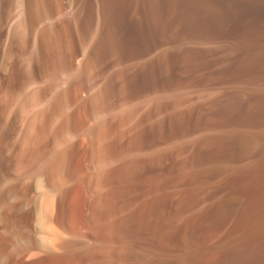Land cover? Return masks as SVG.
Instances as JSON below:
<instances>
[{"label":"bare ground","instance_id":"1","mask_svg":"<svg viewBox=\"0 0 264 264\" xmlns=\"http://www.w3.org/2000/svg\"><path fill=\"white\" fill-rule=\"evenodd\" d=\"M119 1L0 0V264H264V164L239 222L206 239L208 195L185 177L205 138L172 133L192 106L222 109L264 144V0ZM227 46L232 91L193 103L196 82L163 81ZM163 114L177 137L145 154L140 124ZM163 152L169 183L138 193Z\"/></svg>","mask_w":264,"mask_h":264},{"label":"rangeland","instance_id":"2","mask_svg":"<svg viewBox=\"0 0 264 264\" xmlns=\"http://www.w3.org/2000/svg\"><path fill=\"white\" fill-rule=\"evenodd\" d=\"M62 2L64 4V0H62ZM118 2L120 1L117 0V3ZM118 14L119 12L117 13V17ZM64 23H66L68 27L67 32L72 45L75 46V32L73 33L67 19H64ZM117 32L118 27L113 31L115 37L118 35ZM227 48L228 46L223 49ZM229 49H227V52L224 51L217 55V61L211 65V68L210 65L203 67L202 65L193 64V68L190 67L183 70L177 67L176 69L174 63L170 62L163 74V81L165 80L166 83L171 84L181 83V85L182 83L185 84L184 82H188L189 85H187H191L192 87L194 84L189 83V81L196 82L195 88L193 87L192 90H189L190 87L187 88L189 90L187 94L193 103L202 102L205 98L207 99V97L214 96L218 93L230 92L233 86L228 82L229 80L227 77L229 73H226V71L231 68ZM29 55L33 57L36 54L32 50L27 55L28 58L31 57ZM38 59H40V55ZM78 60L79 57L76 61ZM120 66H124L123 61H121ZM220 82L223 84L221 85ZM224 82L228 84L226 85ZM217 84L219 88H217ZM204 87L207 88L205 89ZM212 87L213 89L216 88L218 93L216 90L212 89L214 91V93H212L213 95L210 94L209 96L205 94V92L211 91ZM201 89L204 92V97L203 95L198 96V94L202 93V91H200ZM190 91L193 92L190 93ZM167 92L168 91L164 93ZM133 97V95H130L127 98L135 102L136 100ZM114 101L118 102V99L114 98ZM204 111L203 109H197L195 106L186 109L180 125L178 124V127L176 126L175 129L173 127L174 130L172 133H178V131L182 132L181 134L182 136L184 135V137L181 136V138H177V140H179L178 143L182 146H184L185 142L190 138H205L203 148L194 156L192 163L186 161L187 167L185 170V177L193 180L191 185L187 186L186 189L190 190L192 187H196L198 190L208 195L204 207L205 211L195 222L194 232L206 239L215 240L227 234V232L239 222L244 211L255 196L257 191L255 186L257 182L252 178V167L258 165V174L260 175L262 170L260 165L264 164V144L260 141L257 130L251 126L236 123L232 120V123H230L229 114L224 110L209 109L208 111ZM156 120H159L161 129H158V127L154 125V121ZM166 120L167 114H163L158 118H146L142 120L139 127L138 144L142 147L145 154L152 151L155 147L162 150L176 139L177 136H173L169 133L170 127L167 125ZM88 121L90 122V120ZM176 128H178V130ZM164 150L165 149L162 151ZM146 159L145 156L140 157L142 161ZM158 163L159 164L151 167L145 165V168L141 170L142 172L136 175L134 187L138 193L146 189L148 183L150 185H154V183H169L168 181L172 177L174 160L170 157L169 153L163 152ZM252 182L254 183L252 184ZM106 243L112 245H107ZM105 246L114 247L115 244L113 241H106ZM135 264L141 263L137 262Z\"/></svg>","mask_w":264,"mask_h":264}]
</instances>
